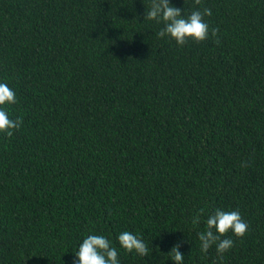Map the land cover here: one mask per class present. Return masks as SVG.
<instances>
[{
  "label": "trees",
  "instance_id": "1",
  "mask_svg": "<svg viewBox=\"0 0 264 264\" xmlns=\"http://www.w3.org/2000/svg\"><path fill=\"white\" fill-rule=\"evenodd\" d=\"M150 3L0 0L3 107L22 119L0 133V264H73L88 235L120 264H174L176 244L183 264H264V0H169L219 28L183 46ZM216 209L249 225L222 259L198 239Z\"/></svg>",
  "mask_w": 264,
  "mask_h": 264
},
{
  "label": "clouds",
  "instance_id": "2",
  "mask_svg": "<svg viewBox=\"0 0 264 264\" xmlns=\"http://www.w3.org/2000/svg\"><path fill=\"white\" fill-rule=\"evenodd\" d=\"M202 0H194L195 5H201ZM209 8H197L185 16L184 10L172 6L169 0H151L144 19L162 23L163 28L157 32L158 38L165 36L173 39L178 46L185 45L189 40L202 42L211 37L215 38V43L219 44V28L209 30V24L205 22V17L211 16ZM17 103L15 91L5 82H0V133L11 138L14 131L19 130L22 119H11L4 105ZM244 166H249L245 164ZM204 209L192 218V224L198 225ZM249 225L245 222L237 210L225 211L216 209L207 217L206 230L198 233L200 241V251L207 253L215 245V250L220 258L233 247L234 241L226 237L229 231L237 238L246 235ZM118 243L122 249L128 253L133 251L141 257L149 255L148 245L138 236L129 231H124L118 236ZM180 244L172 247L171 260L174 264H183L184 256L179 251ZM76 260L73 264H120L118 251L112 246L111 241L104 235H88L79 245L75 253Z\"/></svg>",
  "mask_w": 264,
  "mask_h": 264
}]
</instances>
